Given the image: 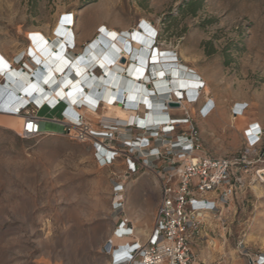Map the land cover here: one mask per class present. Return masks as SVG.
Here are the masks:
<instances>
[{
	"label": "rangeland",
	"instance_id": "rangeland-1",
	"mask_svg": "<svg viewBox=\"0 0 264 264\" xmlns=\"http://www.w3.org/2000/svg\"><path fill=\"white\" fill-rule=\"evenodd\" d=\"M69 13L83 34L95 29L92 38L104 25L130 31L146 19L157 28L159 48L176 52L215 101L213 113L198 120L209 156L241 155L243 124L264 127V0H0V58L9 63L7 53L29 55L30 47L43 58L48 49L34 36L28 41L29 33L53 32ZM238 102L249 107L233 119ZM20 127L19 117L0 114V264H109L105 247L121 217L132 221L140 240L147 237L141 231L149 234L155 211L134 219L127 207L112 208L120 168L100 167L89 146L59 135L22 139ZM259 155L264 161V140ZM208 220L212 226L194 246L200 260L217 243L216 260L248 264L241 240L250 255H264V183H250L221 220Z\"/></svg>",
	"mask_w": 264,
	"mask_h": 264
},
{
	"label": "built area",
	"instance_id": "built-area-1",
	"mask_svg": "<svg viewBox=\"0 0 264 264\" xmlns=\"http://www.w3.org/2000/svg\"><path fill=\"white\" fill-rule=\"evenodd\" d=\"M61 18L67 20L62 25H70V30L61 35L54 33V36L64 39L62 45L65 48L60 49L64 55L61 56L60 53L59 56L63 63L68 64L70 61L66 55L72 54V64L76 61L85 64L88 57L85 59L84 50L93 42L83 47L81 53H76L78 48L72 33L75 17L69 13ZM33 36L39 43L44 42L45 48L52 43L47 39L43 41L34 33H29L28 41L32 42ZM159 37L158 31L154 40L159 42ZM72 43L76 44L74 49ZM166 54L172 58L169 62L171 69H181V75L186 74L187 80L191 82L188 88H180L173 97L161 96L158 99L154 94L151 95L154 107H161L159 116H155L153 120L150 117L151 108L142 106V97L133 101L126 98L122 91L105 100L102 93L96 91L91 98L87 96V100L79 102L83 99L81 95L84 91H77L74 87L67 90L68 96L65 99L59 98L53 104L48 101L41 104L34 101L22 104V97L16 94L17 100L6 110L0 111V114L23 118L21 127L15 130L22 139H33L44 134L59 135L89 146L100 167L120 168L112 181V208L116 212H122L126 208L127 186L137 175L148 172L157 177L160 199L151 231L144 240H140L130 219L121 217L114 233L116 242L112 240L105 247V254L110 258L109 264H224L222 259L214 262L200 260L194 246L205 238L203 236L207 234L204 235V231L213 224V219L211 222L205 220L207 214L221 220L232 203L245 194L250 183H263L258 171L264 169V161L259 155L264 140V127L259 122L247 125L244 130L245 151L241 155L232 158L209 156L204 149L198 120L206 119L213 113L215 101L205 91V80L192 69L183 67L176 52L169 51ZM18 56L12 58L9 69L15 67L23 72L26 61H30L33 66H40L32 54H29L28 59L24 52ZM114 62L116 63L115 60ZM125 65L126 80L131 77L129 72L132 70L133 61L126 60ZM154 65H147L144 76H148ZM112 66L114 65H109L108 68ZM136 66L135 72L139 74L141 63ZM97 67L81 70L85 77L83 84L86 85L88 81L92 83L96 77L103 75V69ZM8 72L0 71L2 81ZM30 73L31 79L35 78ZM68 77L73 80V84L83 78L73 74ZM151 81L157 91L154 77H151ZM161 84L160 88L169 86L166 81ZM146 87L152 90L151 85L147 84ZM78 93L81 99L76 103L70 102ZM170 103H178L179 107H170ZM106 105H116L136 115L129 122L106 117ZM61 106V119L55 118L54 122L59 123L63 131H42L44 119L39 116V111L44 108L53 111ZM248 107L247 103L242 107L235 103L231 108L232 118L245 115ZM86 111L98 113V119L90 120ZM238 249L248 259V264H264V255H250L245 249L244 241L239 242Z\"/></svg>",
	"mask_w": 264,
	"mask_h": 264
},
{
	"label": "bare ground",
	"instance_id": "bare-ground-1",
	"mask_svg": "<svg viewBox=\"0 0 264 264\" xmlns=\"http://www.w3.org/2000/svg\"><path fill=\"white\" fill-rule=\"evenodd\" d=\"M59 27L61 28V26ZM100 27H102L101 34L105 35L106 37H100V32L98 31L95 38L88 43L90 44L93 42L92 46H90L95 51L92 52L93 57L89 61L87 59L85 64H72L71 62L74 59L72 54L66 55L67 59L70 58L68 59L70 62L68 64L63 63L61 56L56 53L57 49L55 50L53 48H57L58 45L62 44L64 39L63 37L59 38L58 36H55L53 41H51L52 43L49 42L51 45L48 47V50L53 53L51 57L49 56L48 58L44 59L41 58L34 49L31 48V51L29 50L32 55L35 56V61L40 64L39 67L35 65L33 66L30 61H26L25 71L20 72L19 68L12 67L9 69L11 66V61L7 63V65H3L5 68L4 70L0 69V71L9 72L6 74V77L3 78L1 84L2 87L19 94L22 97V104H29L31 101H34L38 104L48 101L49 103L53 104L59 98L65 99L68 96L66 95L67 90L72 87H74L77 91H84L82 94L85 95H81V98L83 99L79 101L80 94H76L70 99V102L73 103L78 101L84 102L87 100L85 98L88 95L96 93V91L102 93V95L105 97V100L112 97L113 94H118L123 91L125 97H128L130 100L137 101L138 97H142V101L146 100V106L151 108L150 117L152 120L155 116H159V110H161V107H154L151 95L154 94L158 99H160L161 96L173 97L175 93L178 94L177 91L180 88L184 89L189 87L191 81L187 80L186 74L181 75V69H171V64H169V62L172 61V58H169V55L166 54L169 52V50L159 48L158 44L153 45L154 40L147 37L148 34L149 37H155V32L157 31V28L154 27L148 20L144 19L141 27L137 26L130 31L124 30L123 32H119L105 25ZM118 47H122V49ZM119 51L121 52L120 54ZM23 52L25 53V58L28 59L29 55L26 53V50L21 51V53L18 55H21ZM99 56L100 58H98ZM122 60L133 61L132 70L129 72L131 77L126 80L125 76L127 73H125V69L127 67L125 66L123 68L121 66L120 62ZM1 62H5V59H1ZM138 63H141V66L138 68L139 74L135 72L137 69L136 64ZM151 63L155 65L150 69L148 76H144L147 65ZM109 65L114 66L108 68ZM181 65L183 66L182 63ZM92 66L102 67L104 69L103 75L101 77H96V80L92 83H90V81L86 82L85 85L82 83L85 80V77L83 72L81 73L80 69L83 71ZM30 72L33 73L35 78L31 79L32 75H30ZM72 73H77V75L83 77L82 79H78V82H75V85L73 84V80L69 79L68 77ZM151 77H154L155 79L157 91H155L156 88L153 86ZM37 78H40L41 81L39 82ZM164 81H166L169 85L165 89L160 88L162 85L161 83ZM4 83L5 85H3ZM147 84L151 85V89L154 91L147 89ZM17 86L20 87L19 91H17V88H15ZM31 86L35 88L34 91L38 88V93L28 94L27 89ZM77 91H75V93ZM205 91L209 92V87H206ZM106 108L108 109L106 117L120 119L124 122L131 121V119L136 115V113L124 111L121 107L116 105H106ZM86 113L87 117L93 121H96L99 117V114L95 112L86 111ZM90 114L96 116L97 118H93ZM17 117L23 120L22 117ZM209 217L210 216L207 214L205 216V220L209 221ZM141 232L144 234V236H147L148 234L145 229H143ZM125 241L127 240H124V242ZM214 244L215 246L213 245V252L208 253L207 260L209 259L210 261H214L216 258L215 254H220L217 243Z\"/></svg>",
	"mask_w": 264,
	"mask_h": 264
},
{
	"label": "crops",
	"instance_id": "crops-1",
	"mask_svg": "<svg viewBox=\"0 0 264 264\" xmlns=\"http://www.w3.org/2000/svg\"><path fill=\"white\" fill-rule=\"evenodd\" d=\"M64 21L66 22L67 20H64ZM69 27H70V25L67 26V25L63 24L60 31H62L63 33L64 32L66 33L69 31ZM55 31H57V29L54 30L53 32L40 31L41 35H42V37H40V38L42 40H45V38H46L48 41H50V38L53 36ZM72 33H73V35L75 37V41L77 43L78 49L76 50V53H81L83 47L88 45V43L94 39L92 37L95 35V29H93L90 33L83 34L81 31H79V29L75 23V25L72 29ZM99 36L100 37H106L103 34L99 35ZM41 46H42V50L46 49L45 45H41ZM91 46H90L88 53L86 55H84L85 59L87 57H88V59H91L93 57L92 52H94L95 50L93 48H91ZM118 48L122 49V47H118ZM51 50H53V49H51ZM122 52H123V50H122ZM119 53H121V52L119 51ZM6 55H7V57H6L7 60H9V62H10L12 60V58L17 56L18 54H17V52H12V53H7ZM52 55H53V53H51L49 50H47V51H45V54L42 57L45 59V58H48L49 56L51 57ZM63 55H64V53L62 50L61 56H63ZM20 56L21 55H19L18 57H20ZM98 58H100V56ZM68 59H70V58H68ZM93 62H95V61H93ZM125 62H126V60H124V61L122 60L120 62L121 66L123 68L126 66ZM2 63L3 64H2L0 69L4 70V68H5L4 66L7 65V63L6 62H2ZM183 67H185V66H183ZM81 70L82 69H80V71ZM37 80H39V82L41 81L40 78H37ZM15 88H17V91L20 90V87H18V86ZM34 89L35 88L33 86L29 87L27 89L28 94L38 93L39 89L37 88V90H35V91H34ZM79 99H81V98H79ZM16 100H17V96H16L15 92L10 91L8 89H5L4 87H2V85L0 86V111L6 110ZM238 104L242 107L244 102H238ZM44 110L46 112H44L43 114H40ZM61 111H62V109H60V108L53 110V111L49 110L48 108H44L41 111H39V116L44 119V121L42 122V125H46V129L44 130L46 133H48V132L60 133V132H54V131L47 129V126L48 125H60L59 123L54 122V119L55 118L61 119ZM90 115L93 118H97L96 116H93L92 114H90ZM22 123H23V120L21 119V125H22ZM243 125L247 127L246 123H244ZM126 196H127L126 207H127L128 213L130 216H133L134 219L137 218L139 215H142V214L153 213L154 211L156 212L158 202H159V196H160L159 184H158L157 177L154 174L148 173V172L141 173V174L137 175V177H135L131 182L128 183ZM218 256H219V254H215L216 258L214 259V261H217L216 259L218 258ZM207 257L208 256L205 255V257L203 258L204 261L207 260ZM214 261H210L208 259L206 262H214Z\"/></svg>",
	"mask_w": 264,
	"mask_h": 264
},
{
	"label": "clouds",
	"instance_id": "clouds-1",
	"mask_svg": "<svg viewBox=\"0 0 264 264\" xmlns=\"http://www.w3.org/2000/svg\"><path fill=\"white\" fill-rule=\"evenodd\" d=\"M64 22H65L64 19H61V20H60V24H59V26L62 27V23H64ZM141 24H142V22H141ZM141 24L139 25V27H141ZM60 29H61V28L58 27L57 31H55V32L61 35V34H63V32L60 31ZM157 32H158V30L155 32V37H156V35H157ZM146 35H147V33H146ZM148 35H149V34H148ZM148 35H147V37L150 38ZM155 37H154V38H155ZM154 38L151 37L150 39H153V40H154ZM154 42H155L156 44H158V41L154 40ZM32 43H33V41H32ZM72 47H73L72 49H74V48L76 47V44H75V43H72ZM62 48H63V49L65 48V47L62 46V44L58 45V46H57V52H56V53H57V54H60V53H61V52H60V49H62ZM67 48H68V47H66V53H67ZM89 49H90V46H88L87 48H85L83 54H87L88 51H89ZM29 54H32V53L30 52ZM73 64H76V65H77L78 62L76 61V62L73 63ZM97 68H98V69L100 68V70L103 69V68L100 67V66H98ZM103 70H104V69H103ZM72 74H73L74 76L77 75V73H75V74L72 73ZM74 85H75V84H74ZM70 89H72V88H70ZM93 95H95V93H93V94H91V95H88V98H91ZM101 101H102V100H101ZM101 101H100V102H101ZM142 106H143L144 108L148 109L149 106H146V100L142 101Z\"/></svg>",
	"mask_w": 264,
	"mask_h": 264
},
{
	"label": "water",
	"instance_id": "water-1",
	"mask_svg": "<svg viewBox=\"0 0 264 264\" xmlns=\"http://www.w3.org/2000/svg\"><path fill=\"white\" fill-rule=\"evenodd\" d=\"M169 106L170 107H179V104L178 103H170ZM258 176L260 177V179L264 183V169L258 171Z\"/></svg>",
	"mask_w": 264,
	"mask_h": 264
},
{
	"label": "trees",
	"instance_id": "trees-1",
	"mask_svg": "<svg viewBox=\"0 0 264 264\" xmlns=\"http://www.w3.org/2000/svg\"><path fill=\"white\" fill-rule=\"evenodd\" d=\"M193 12H195V9L193 10ZM1 64H3V63L1 62Z\"/></svg>",
	"mask_w": 264,
	"mask_h": 264
}]
</instances>
